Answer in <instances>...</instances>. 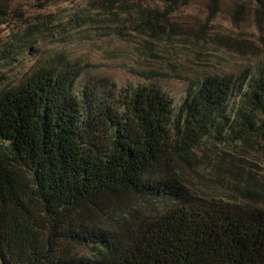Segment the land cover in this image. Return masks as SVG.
Here are the masks:
<instances>
[{"label": "trees", "instance_id": "1", "mask_svg": "<svg viewBox=\"0 0 264 264\" xmlns=\"http://www.w3.org/2000/svg\"><path fill=\"white\" fill-rule=\"evenodd\" d=\"M98 1L153 34L190 3ZM80 75L42 65L0 88V264H264V178L228 151L255 147L264 163V53L192 82L178 109L152 85L78 95ZM205 164L230 200L187 184L186 165ZM132 197L146 207L115 210Z\"/></svg>", "mask_w": 264, "mask_h": 264}, {"label": "rangeland", "instance_id": "2", "mask_svg": "<svg viewBox=\"0 0 264 264\" xmlns=\"http://www.w3.org/2000/svg\"><path fill=\"white\" fill-rule=\"evenodd\" d=\"M133 1V0H132ZM98 0H8L0 16V88L38 66L71 63L80 70L75 91L114 95L128 85L155 86L181 105L192 82L206 76L253 69L264 53V27L254 0H190L169 18L170 28L153 34L127 14H111ZM117 14V15H116ZM233 163L264 178L254 147L229 149ZM209 165H186L187 184L230 200L226 184L213 182ZM224 176V175H223ZM145 208L127 198L116 211ZM131 210V209H130Z\"/></svg>", "mask_w": 264, "mask_h": 264}]
</instances>
